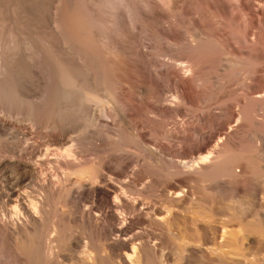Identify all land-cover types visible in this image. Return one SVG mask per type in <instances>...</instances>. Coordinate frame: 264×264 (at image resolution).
<instances>
[{
    "label": "bare ground",
    "instance_id": "6f19581e",
    "mask_svg": "<svg viewBox=\"0 0 264 264\" xmlns=\"http://www.w3.org/2000/svg\"><path fill=\"white\" fill-rule=\"evenodd\" d=\"M263 16L264 0H0V172L11 173L0 193L13 205L0 212V264H264V135L252 119L264 113V55L252 59ZM147 23L161 26L169 53L153 54L152 36L139 33ZM111 32L134 40L140 60L157 59L147 78L171 90L149 96ZM205 65L218 85L236 73L238 90L229 113L223 98L189 118ZM138 109L145 122L130 127L143 150L133 157L121 139ZM169 113V144L200 158L169 167L159 191L166 155L153 124ZM222 118L213 133L199 129ZM98 130L86 151L82 138ZM220 187L229 192L215 199Z\"/></svg>",
    "mask_w": 264,
    "mask_h": 264
},
{
    "label": "rangeland",
    "instance_id": "374dc122",
    "mask_svg": "<svg viewBox=\"0 0 264 264\" xmlns=\"http://www.w3.org/2000/svg\"><path fill=\"white\" fill-rule=\"evenodd\" d=\"M263 19H264V16H263ZM262 19V20H263ZM262 20L260 21V24L261 25H264V20H263V22H262ZM140 22V21H139ZM143 25V24H142ZM145 25V24H144ZM143 25V27H142V29H143V31H142V29L140 30L139 29V33H141L140 35L143 37L144 35H149V37L150 36H152V41H154L153 42V45H154V48H155V51L153 52V54H155V53H157V52H165V53H169V51H170V49L164 44V41H163V37L165 36V32L162 30V28H161V26L160 25H150L149 23H147V29L145 28V26ZM138 26H141V22L140 23H138ZM141 28V27H140ZM162 31V32H161ZM142 33H144V34H142ZM155 33V34H154ZM111 34V35H110ZM109 35H110V40L112 41V42H114L116 39H117V41H115V43H112L111 45H115L116 43L117 44H121L120 46L119 45H117L116 47H120V48H117L118 50L119 49H123L122 51H124V52H130L129 54H127V56H126V60H127V63L128 64H130L131 66H134L133 67V69H134V71H135V69L138 71V72H135V73H137V81H138V83H140L142 86H146L147 87V91H148V95L149 96H155V97H161V96H163L164 94H166L167 92H166V90L168 91V89H169V91L171 90V86H172V84L170 83V82H168V81H166V80H163V81H165V82H163L162 80H160V82L159 81H156V83L152 80V82H154L153 83V85H152V82H151V80L149 79V78H147L148 77V74H147V69L145 68V66H154V65H156L157 64V59H155L154 57H149V58H147V59H143V60H140L139 59V57L138 56H136L135 55V42H134V40H132V41H129V39H127V37L124 39V41L122 40V39H120V40H122V41H120L119 40V38L114 34V33H110ZM117 37L116 39H115V36ZM157 34V35H156ZM172 34H174L173 36H175L176 35V31H175V33H174V31H173V33ZM112 35H113V38H112ZM178 36V34L176 35V37ZM138 37V36H137ZM154 37V38H153ZM263 37V38H262ZM262 37L260 38L261 39V41H264V40H262V39H264V36L262 35ZM129 38H131V36L129 37ZM155 39V40H154ZM118 40L120 41V42H122V43H118ZM127 40V41H126ZM135 41L137 42H142L143 40H141V38H136L135 39ZM163 41V42H162ZM127 42V43H126ZM129 42V43H128ZM128 44V45H127ZM157 47V48H156ZM263 47H264V45H263ZM263 47H261V48H259V49H257V50H255L254 52H253V54H252V59L254 58L256 61L258 60V63H261L262 61V56L264 55V48ZM160 50V51H159ZM168 50V51H167ZM263 52H262V51ZM157 51V52H156ZM260 52V53H259ZM262 52V53H261ZM257 58H262L261 60L260 59H257ZM128 61H130V62H128ZM261 61V62H260ZM142 64V65H141ZM147 64V65H146ZM261 65V64H260ZM138 66V67H137ZM157 66V65H156ZM261 67V66H260ZM206 68V69H205ZM263 68V66L261 67V68H259V69H262ZM146 69V70H145ZM205 69V70H204ZM204 69H203V74H204V78H203V84H201L200 85V88H201V90H199V91H197V99H199V100H197V101H195V95H196V93L194 92V90H192V89H194V87H193V85L191 86V92H189V97L191 98H189V100H190V104H188V108L189 109H191V110H189L188 111V108H187V113H189L188 114V117L189 118H191L195 113H196V111H198V110H200V109H203V108H205L206 106L205 105H207V104H211V103H214L215 101H217V100H223V98H224V107L227 109V113H229V111L231 110V107H230V105H231V103H232V100L231 99H233L234 97H235V94H236V91L238 90L237 88H238V82H239V77H238V75L236 74V73H233V74H229V76L227 75V77H225V79H222L221 80V83H223V86L222 85H218L216 82H215V75L216 74H214V73H216V68L214 67V66H208L207 65V67H206V65L204 66ZM258 69V68H257ZM216 70V71H215ZM210 76V77H209ZM236 76V77H235ZM143 79V80H142ZM146 79V80H145ZM238 79V80H237ZM149 81L151 82V83H149ZM159 82V83H158ZM168 82V83H167ZM217 86H216V85ZM225 84V85H224ZM236 85V86H235ZM202 86V87H201ZM225 86V87H224ZM221 89H220V88ZM223 88V89H222ZM230 88V89H229ZM227 90V91H226ZM166 92V93H165ZM164 93V94H163ZM163 94V95H162ZM193 94V95H192ZM198 94H200L201 95V97H200V95H198ZM192 97H194V98H192ZM198 97H200V98H198ZM194 99V100H193ZM217 99V100H216ZM228 100H230V102L228 101ZM214 101V102H213ZM228 101V102H227ZM191 102H192V104H191ZM194 102V103H193ZM199 104V106H197L198 104ZM211 102V103H210ZM230 103V104H229ZM196 104V106H193V105H195ZM202 104V105H201ZM226 105H227V107H226ZM190 106H191V108H190ZM201 106V107H200ZM208 106V105H207ZM198 107V108H197ZM203 107V108H202ZM195 108H197V109H195ZM200 108V109H199ZM225 108H223V110L225 109ZM98 109V110H97ZM225 109V110H226ZM228 109H230V110H228ZM224 110V111H225ZM264 110V109H263ZM190 111H193V113L192 112H190ZM141 112V113H140ZM195 112V113H194ZM264 112V111H263ZM85 112H82V113H80V117H79V120H80V122H81V124H83V123H85L86 122V118H85V114H84ZM91 113H94V115H95V118H97V119H100V121H102V118L100 117V112H99V108L98 107H95V105L93 104L92 105V110H91ZM190 113H191V115L192 116H189L190 115ZM225 113H226V111H225ZM84 114V115H83ZM143 114V111L142 110H140V109H138V110H136L135 112H132L131 113V115H130V123L131 124H127V125H125L124 126V131H123V135H122V139H121V141L125 144V145H127L128 146V154L130 155V156H136V154H138V151H136V149H140V151H142L143 149H142V147H140L139 146V144L137 143V141L134 139V136H133V130H132V128L134 127V125H136V124H140V123H143V122H145V116L144 115H142ZM173 116V114H171V113H169V114H166V115H163L162 117H163V119H157L156 120V122H154V124H153V126H155L154 127V130L156 131V132H154V135H153V140H154V143L156 144V145H161V146H163L164 148V159L162 160V162L161 163H159L158 164V167H157V174H156V179H157V181H156V187H157V189L159 190V191H162V189H165V188H167L168 186H169V178L166 176V174H165V171L169 168V167H171L172 165L173 166H177V165H182V164H195V163H197L198 162V160H199V158H200V156L199 155H197V154H195L194 152H191V149L189 148V146L188 145H186V147L184 148V149H182V150H179L177 147H175V146H173V145H171V144H169V140H168V138H167V136L165 135V133H163L164 132V128H165V125L166 124H169L170 122H171V117ZM259 117L257 116V112H256V114H254V117L252 118L253 120H254V123H253V128L255 129V131H257L258 133H260V134H263L264 135V113H263V118H262V121L260 122V123H255V121H257L256 119H258ZM134 119V120H133ZM208 120V121H207ZM207 120H205V122L206 123H204V125H202V127H201V124L199 125V129L201 130V131H204V129H206V131H204L203 132V134L205 133V134H209V133H213L215 130H214V128H216V122H220V121H222L223 120V118L221 119V120H214V119H207ZM213 121V123L211 122V124H210V121ZM11 121H13V123L15 122V120L14 119H12ZM204 121V120H203ZM203 121H201L200 123H202ZM209 122V123H208ZM208 123V125H206ZM203 124V123H202ZM18 126L20 127V129L22 130V131H26L29 135H28V142L29 143H33V144H35V145H37L40 149H42L43 151L47 148V146H46V139H45V137L44 136H42V134L41 133H39L38 132V130H36V129H32L28 124H27V122H23V123H19L18 124ZM132 128H131V127ZM211 126V127H210ZM214 126V127H213ZM212 127H213V130L210 132V129H212ZM208 132V133H207ZM202 133V132H201ZM100 134V135H99ZM77 135V133L75 134V136ZM5 137H4V135L2 136V135H0V143L3 141V139H4ZM100 138H102V134H101V132L98 130V131H95L94 133H92V134H90V139L86 136H84V139L82 138V145H83V147L86 149V151H88V152H91L94 148L93 147H95L96 146V143H98V140H102V139H100ZM93 139V140H92ZM135 140V141H134ZM199 140V139H198ZM89 143H88V142ZM97 141V142H96ZM92 142V143H91ZM136 142V143H135ZM85 143H87V144H85ZM95 144V145H94ZM150 146H152L151 144H149ZM169 153V154H168ZM194 153V154H193ZM168 155V156H167ZM0 159H2L1 158V154H0ZM165 160V161H164ZM165 163V164H164ZM169 163V164H168ZM7 170L8 169H4L3 171H1L0 172V184H2V186L4 185H6L7 183H8V180L10 179V174L11 173H8V172H10V170H8V172H7ZM45 171H46V173H47V171H48V169L47 168H45ZM4 173V174H3ZM7 173V174H6ZM10 175V176H9ZM9 176V177H8ZM7 177V178H6ZM9 178V179H8ZM6 183V184H4V183ZM168 183V184H167ZM6 187V186H5ZM185 190H186V188H185ZM228 189L227 188H217V189H215L214 191H213V196H214V198L216 199H220L221 197H223L224 195H226V194H228V192H229V190L227 191ZM225 192H227V193H225ZM1 195H0V212L1 211H3L4 212V210L5 211H8V210H11L12 208H13V205L12 204H9V203H7L4 199V197H3V195H2V193H0ZM222 194V195H221ZM220 195H221V197H220ZM3 198V199H2ZM161 200H162V197H161ZM160 203H161V201H159V204L158 205H160ZM12 205V206H11ZM6 206V207H5ZM4 209V210H3ZM91 235V234H90ZM4 239V240H3ZM7 239V240H6ZM1 240H2V242H1ZM4 241V242H3ZM9 242V239L8 238H5V237H1V235H0V244H4V245H6L8 242ZM6 243V244H5ZM170 244V245H169ZM173 248V249H172ZM166 250H167V252L169 253V254H171L172 252H173V250H174V247L172 246V244L171 243H169V242H167V244H166ZM169 250V251H168ZM13 259V260H12ZM14 261H15V263H14ZM16 264V259H14L13 257L12 258H9V260H8V262H7V264Z\"/></svg>",
    "mask_w": 264,
    "mask_h": 264
}]
</instances>
